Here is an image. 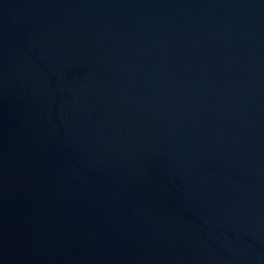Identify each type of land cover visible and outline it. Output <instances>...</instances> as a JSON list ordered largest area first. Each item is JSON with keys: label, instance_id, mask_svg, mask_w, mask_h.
Here are the masks:
<instances>
[{"label": "water", "instance_id": "1", "mask_svg": "<svg viewBox=\"0 0 264 264\" xmlns=\"http://www.w3.org/2000/svg\"><path fill=\"white\" fill-rule=\"evenodd\" d=\"M0 264H264V0H0Z\"/></svg>", "mask_w": 264, "mask_h": 264}]
</instances>
